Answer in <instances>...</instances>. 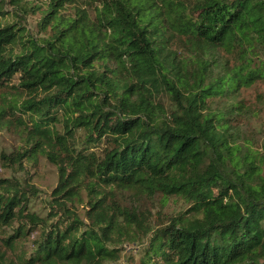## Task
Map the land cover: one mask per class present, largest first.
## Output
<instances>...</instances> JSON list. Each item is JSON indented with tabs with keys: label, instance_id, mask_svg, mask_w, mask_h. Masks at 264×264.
<instances>
[{
	"label": "trees",
	"instance_id": "16d2710c",
	"mask_svg": "<svg viewBox=\"0 0 264 264\" xmlns=\"http://www.w3.org/2000/svg\"><path fill=\"white\" fill-rule=\"evenodd\" d=\"M11 1L40 18L37 35L19 12L0 23V128L25 146L4 158L44 156L58 181L42 213L33 184L0 178V240L31 243L0 264H105L139 231L135 264H264V148L238 121L264 80V0ZM114 190L187 214L152 230Z\"/></svg>",
	"mask_w": 264,
	"mask_h": 264
},
{
	"label": "rangeland",
	"instance_id": "374dc122",
	"mask_svg": "<svg viewBox=\"0 0 264 264\" xmlns=\"http://www.w3.org/2000/svg\"><path fill=\"white\" fill-rule=\"evenodd\" d=\"M3 9L8 12L6 18H0V23L5 20H17V12L21 15L19 21L23 22L32 34H38V20L40 12L25 13L17 8L11 0H2ZM50 0H31L37 6H46ZM5 19V20H4ZM261 47V46H260ZM257 52L259 54V44L257 45ZM220 54L224 56L223 61H234V55L221 49ZM261 58L264 59V49L261 51ZM258 61V59H256ZM240 98L244 103L251 108V113L238 117V121L242 124L244 132L253 139L255 147L262 150L264 148V80H258L252 86L243 88ZM167 107H170V98L164 96L162 99ZM219 99L214 98L210 101L212 106H218ZM25 147L23 140L18 133L9 128H0V178H7L10 180H17L22 184L30 183L37 189V195L33 200V208L42 213H46L48 205L47 199L50 198V193L58 181V170L44 156H39L37 163L25 161L20 166L8 161L4 158L5 155L12 154L16 150ZM106 201H119L123 205L131 204L137 205L138 215L142 221L147 223V227L155 230L161 226L170 223L179 218L182 213L187 214V202L179 196L164 197L161 193L156 195L141 194L128 195L120 190H114L107 194ZM79 213L84 219V208H80ZM151 232L147 234L144 231H139L136 237L131 240H123L116 245L119 251L117 260H108L105 264H135L139 261L144 248L148 243V238ZM21 244L16 251H11L5 247L0 240V252L5 253L7 257L14 260L22 258L26 248H31V243L27 245ZM109 248L111 244H107Z\"/></svg>",
	"mask_w": 264,
	"mask_h": 264
}]
</instances>
